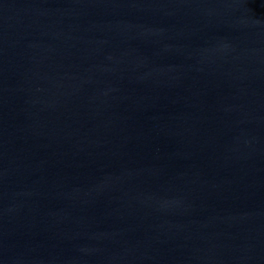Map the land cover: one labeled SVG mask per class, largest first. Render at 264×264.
I'll return each instance as SVG.
<instances>
[{
  "label": "water",
  "instance_id": "95a60500",
  "mask_svg": "<svg viewBox=\"0 0 264 264\" xmlns=\"http://www.w3.org/2000/svg\"><path fill=\"white\" fill-rule=\"evenodd\" d=\"M0 264H264V0H0Z\"/></svg>",
  "mask_w": 264,
  "mask_h": 264
}]
</instances>
